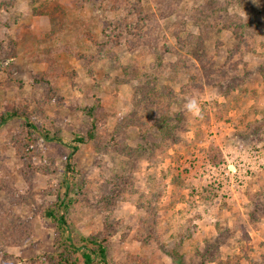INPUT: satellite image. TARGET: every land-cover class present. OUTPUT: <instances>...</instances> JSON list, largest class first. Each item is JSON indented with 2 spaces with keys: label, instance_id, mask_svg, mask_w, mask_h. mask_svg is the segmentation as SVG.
Returning <instances> with one entry per match:
<instances>
[{
  "label": "rangeland",
  "instance_id": "obj_1",
  "mask_svg": "<svg viewBox=\"0 0 264 264\" xmlns=\"http://www.w3.org/2000/svg\"><path fill=\"white\" fill-rule=\"evenodd\" d=\"M117 24L129 29L110 43ZM93 106L97 138L74 149ZM14 108L0 264H52L42 210L70 155L83 174L70 234L106 236L113 264H264V0H0V114ZM38 120L51 133L28 156L17 139Z\"/></svg>",
  "mask_w": 264,
  "mask_h": 264
},
{
  "label": "trees",
  "instance_id": "obj_2",
  "mask_svg": "<svg viewBox=\"0 0 264 264\" xmlns=\"http://www.w3.org/2000/svg\"><path fill=\"white\" fill-rule=\"evenodd\" d=\"M123 24L113 25L112 33L108 35L110 43H117L120 35L127 33L128 27L124 29ZM154 93H163V89L156 84H151ZM18 108L5 110L0 114V124L6 123L12 117L20 114ZM89 116V127L85 133H75L73 139L74 149H78V144L89 143L97 138L100 130V122L95 113V107H90L87 112ZM162 116V115H161ZM170 117L158 118V126L163 133L173 130L169 124ZM49 125L42 120L33 123L25 122L20 137L17 139L20 150L30 155V145L37 136L36 132H41L48 136ZM66 170L69 174L64 180L57 194V201L53 205L47 204L43 207L42 216L48 218L54 224L58 235H56V250L49 255L52 264H113L109 257L108 239L106 236L89 235V236H71L72 227L71 213L74 204L72 194H77L82 189V172L74 159L70 155V159L66 163ZM64 190V191H63ZM217 240L221 242L222 236H217ZM214 244H211L213 246ZM214 247V246H213ZM217 264H226L220 261Z\"/></svg>",
  "mask_w": 264,
  "mask_h": 264
},
{
  "label": "clouds",
  "instance_id": "obj_3",
  "mask_svg": "<svg viewBox=\"0 0 264 264\" xmlns=\"http://www.w3.org/2000/svg\"><path fill=\"white\" fill-rule=\"evenodd\" d=\"M184 109L194 116L200 117L202 115L200 105L194 97H186Z\"/></svg>",
  "mask_w": 264,
  "mask_h": 264
}]
</instances>
